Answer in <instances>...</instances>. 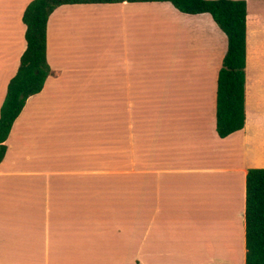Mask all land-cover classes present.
<instances>
[{"label":"crops","instance_id":"obj_1","mask_svg":"<svg viewBox=\"0 0 264 264\" xmlns=\"http://www.w3.org/2000/svg\"><path fill=\"white\" fill-rule=\"evenodd\" d=\"M0 0V104L30 0ZM243 125L215 131L226 36L168 1L60 4L50 72L0 160V264H243L264 168V0H244Z\"/></svg>","mask_w":264,"mask_h":264},{"label":"trees","instance_id":"obj_2","mask_svg":"<svg viewBox=\"0 0 264 264\" xmlns=\"http://www.w3.org/2000/svg\"><path fill=\"white\" fill-rule=\"evenodd\" d=\"M168 1L184 13L210 14L226 36V50L217 71L215 131L219 137L243 125L244 0H30L21 14L25 48L8 79L0 104V160L4 140L25 99L40 90L50 69L45 61V24L60 4ZM243 264H264V168H248L244 177Z\"/></svg>","mask_w":264,"mask_h":264},{"label":"rangeland","instance_id":"obj_3","mask_svg":"<svg viewBox=\"0 0 264 264\" xmlns=\"http://www.w3.org/2000/svg\"><path fill=\"white\" fill-rule=\"evenodd\" d=\"M1 2H3V3H6V2H7V0H2Z\"/></svg>","mask_w":264,"mask_h":264}]
</instances>
